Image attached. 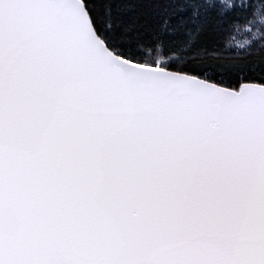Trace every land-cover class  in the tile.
I'll use <instances>...</instances> for the list:
<instances>
[{"label":"snow or ice","instance_id":"1","mask_svg":"<svg viewBox=\"0 0 264 264\" xmlns=\"http://www.w3.org/2000/svg\"><path fill=\"white\" fill-rule=\"evenodd\" d=\"M0 264H264V0H0Z\"/></svg>","mask_w":264,"mask_h":264},{"label":"trees","instance_id":"2","mask_svg":"<svg viewBox=\"0 0 264 264\" xmlns=\"http://www.w3.org/2000/svg\"><path fill=\"white\" fill-rule=\"evenodd\" d=\"M212 47H213V44L211 43V41H209L208 48L211 49ZM226 58L227 57H225L223 54H221L219 57L213 56L211 52H208V53L201 52V53H198L196 57L197 60H206V61L214 60V59H226Z\"/></svg>","mask_w":264,"mask_h":264}]
</instances>
